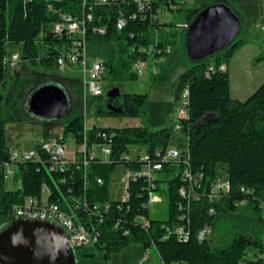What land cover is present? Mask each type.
Instances as JSON below:
<instances>
[{
    "label": "trees",
    "instance_id": "obj_1",
    "mask_svg": "<svg viewBox=\"0 0 264 264\" xmlns=\"http://www.w3.org/2000/svg\"><path fill=\"white\" fill-rule=\"evenodd\" d=\"M207 5L209 3L183 8L176 0H153L151 6L140 9L132 0H108L107 3L99 0H0V83L5 84L11 74L5 63L9 45L22 44L30 61L56 68V46L65 38L51 32V26L62 22L66 15L87 20L88 15H92L89 27L106 26L105 35L89 33V45L117 42L120 54L105 63L109 77L115 81L136 80L139 76L131 71L132 62L151 58L158 64L176 44L167 34V26L173 24L152 15L166 11L170 15L184 16L185 21L191 23ZM121 16L126 18L127 25L118 31L116 22ZM244 44V40L236 38L214 56L191 61L184 35L182 48L191 66L182 74L176 88V99L183 89H188L183 137H177L169 127L151 130L147 126L94 124L88 130L86 166L78 153L65 167H54L50 151L39 144L36 158L15 165L14 181L20 185L14 189L7 188L3 173L4 166L11 161V148L6 136V120L1 116L0 96V229L10 221L14 205L23 203L26 197L41 198L43 188L47 187L48 200L60 203L64 209L81 204L78 218L87 230L99 234L94 246L101 251L105 262L130 245L138 244L145 249L155 245L164 264H264V82L246 100L234 99L229 70L231 58ZM149 46L150 55L146 51ZM28 83L30 80L16 93L20 100ZM41 85L43 83L32 91ZM97 98L104 99L103 96ZM70 99L68 112L73 105L81 103L80 97ZM147 102V94H123L120 111L100 105L98 115L138 118ZM84 129L85 115H75L64 124L63 138L73 135L81 144ZM176 143L185 149L182 158L164 161V153ZM92 144L110 145V160L89 156ZM135 145L144 147L152 161L162 162L163 169L154 178L139 174L148 161L122 157ZM119 165L138 173L125 177L129 193L125 200L110 197L111 175ZM220 166L227 170L231 189L218 201H212L211 185ZM186 169L189 179L184 176ZM197 176L199 185H194L190 180H197ZM98 178L103 184L98 183ZM182 188L186 189V196L181 195ZM151 192L165 197V217H156L150 211L147 203ZM243 202H248L249 214L241 217L239 232L226 245L213 248L208 238L199 239L201 230H211L218 214L236 211ZM138 217H145L148 225ZM178 229H183L184 234L180 235ZM75 254L77 264H102L95 260L94 253L85 252L84 248H76Z\"/></svg>",
    "mask_w": 264,
    "mask_h": 264
},
{
    "label": "rangeland",
    "instance_id": "obj_2",
    "mask_svg": "<svg viewBox=\"0 0 264 264\" xmlns=\"http://www.w3.org/2000/svg\"><path fill=\"white\" fill-rule=\"evenodd\" d=\"M226 2L242 20V26L237 39L245 41V47L237 50L230 61V75L232 95L236 96V90H240L243 99L247 98L264 82V0H183L181 7L195 8L206 3ZM169 22L173 25L167 26V34L171 35L176 44L158 64H154L150 58L149 71L136 80L115 81L110 77L104 82V99L93 98L88 93L87 100L84 96L83 72L79 69H66L60 71L56 68H46L40 61H30L25 54L22 44L9 45L8 53L16 52L21 56V61L16 66V71L7 77L5 84L0 83V96L2 97L1 116L6 120V136L12 150L17 149L20 153L34 152L37 146L43 142H51L60 137L64 124L75 115H88V126L94 124L110 125L121 127V124L140 123L151 130H159L164 127L173 128L178 123V110L181 103L176 99V88L182 74L191 66L182 48V41L186 30L182 24H187L184 16L167 15ZM256 20V21H255ZM190 25V23H188ZM258 24V27L256 26ZM262 40V41H260ZM221 52V51H220ZM90 53L99 57L102 61L116 59L120 54V45L117 42H98L90 46ZM214 56V55H213ZM212 57V56H211ZM253 61V63H252ZM157 75H154V70ZM30 80L22 100L17 96L21 85ZM39 83H55L65 89L73 99L80 97L81 103L73 105L70 112L65 113L61 118L43 119L36 117L28 111V100ZM147 94L148 102L138 118L128 117H101L98 115L100 105L107 106L115 111L121 109V96L123 94ZM106 100L108 103L106 105ZM177 137H182L180 133ZM66 142H70L69 136ZM73 149L69 148L67 157L74 159ZM96 150V149H95ZM119 165L113 171L110 181V197L116 198L121 190L119 179L123 171ZM7 188L14 189L19 186L11 179H7ZM154 195H159L155 193ZM158 202L152 213L156 217L166 216V200ZM248 202L239 205L238 210L220 213L211 226L208 240L213 248L226 245L240 230L239 221L244 214H249ZM2 225L5 228L8 223ZM0 229V231L2 230ZM150 251V260L145 264H164L157 252L155 245L145 249L142 245L133 244L119 254H115L108 262L103 260L101 251L96 246H87L85 252L94 253L97 261L102 264H138V258L143 256L145 251Z\"/></svg>",
    "mask_w": 264,
    "mask_h": 264
},
{
    "label": "built area",
    "instance_id": "obj_3",
    "mask_svg": "<svg viewBox=\"0 0 264 264\" xmlns=\"http://www.w3.org/2000/svg\"><path fill=\"white\" fill-rule=\"evenodd\" d=\"M126 1V0H124ZM137 4L140 9H145L147 6H151L153 0H132ZM178 6L181 7L183 0H176ZM101 3H107L108 0H99ZM168 12L159 11L157 14H153L152 17L157 20L169 21L167 19ZM93 20L92 15H88L87 19L72 18L71 16H64L62 22H57L51 26V32L58 35L59 37L65 38V41L61 45H57L56 49L58 54L55 57L56 69L63 71L66 69H79L83 72V84H84V96L85 101L87 100L88 93L91 94L93 98H97L104 95L105 88L104 82L109 78L108 68L106 66L107 61H102L99 57H94L90 53V45L88 42L89 33L105 35L108 31L106 26L93 25L88 26V22ZM127 25V20L124 16L118 18L116 26L118 31L124 29ZM183 30L188 29L189 24H182ZM131 50H134L131 48ZM148 55L151 54L152 48L149 46L147 48ZM149 58L138 59L132 62L131 71L136 73L138 76H143L149 71ZM21 61V56L12 52L6 56L5 63L10 72L16 71V66L18 62ZM225 68V66H222ZM157 75L158 73H153ZM178 102L181 106L177 113L178 123L173 127L176 135L180 133L182 135V121L187 117V104H188V89L185 88L181 91ZM85 115H88L85 110ZM91 126H88L87 118L85 116V129H84V142L79 144L73 135H70V142L67 143L64 140L63 134L60 137H56L51 142H43L41 145L50 151L51 158L54 161V167L63 168L71 160L67 157L68 149H73V155L76 156L78 153L81 154L83 158L84 165L88 164L87 158V144H88V130ZM183 137V136H182ZM186 145V143H184ZM96 149V150H95ZM184 147L179 144H173L169 146L167 151L164 153V161H178L182 158V152ZM112 153L110 145L107 144H92L89 152L91 157H99L103 161H109ZM159 155V151L157 152ZM37 157V150L34 152H23L20 153L17 149H11V161L7 163L3 168V173L5 180L11 179L13 182L16 174L15 165L18 162L26 161L28 159H33ZM126 160H133L141 158L148 163L144 164L141 169V175H145L149 179L154 178L157 172L163 169V164L161 161H152L150 156L144 147L140 145L131 146L129 150L122 156ZM53 167V166H52ZM119 179V188L121 187L120 198L117 200H125L129 197L128 186H125V177L136 176L138 173L134 172L129 168L123 167ZM184 176L189 179V170L184 171ZM192 184L199 185V177L197 180H190ZM16 185L19 182H15ZM98 183L103 184V180L98 178ZM20 185V184H19ZM231 189V182L228 177V173L225 167L220 166L215 179L211 185L210 199L212 201H218L223 193L229 192ZM244 190V188H242ZM181 195L186 196L187 191L185 188L180 190ZM49 191L47 187L43 188V196L41 198L37 197H26L24 202L18 205H14L10 212V215H25L27 220H35V217H47V222L57 221V226L61 227L66 235L68 236L69 244L74 248H85L87 246H94L98 241L99 234L96 231H89L85 228L82 222L78 218L77 210L81 207V204L77 206H69V209H64L60 203L51 202L48 200ZM195 198L196 196L193 195ZM115 200V199H113ZM162 195H154V192L150 193L149 201L147 203L150 211H153L154 207L158 202H162ZM245 202L239 204L242 205ZM238 205V206H239ZM108 207L109 205L106 204ZM213 213L214 210L212 209ZM139 221L148 225V220L145 217H138ZM211 230L203 229L198 234L200 240L207 239ZM178 233L183 235V229H178ZM150 253L145 252L143 256L139 259L138 264H145L149 260Z\"/></svg>",
    "mask_w": 264,
    "mask_h": 264
},
{
    "label": "water",
    "instance_id": "obj_4",
    "mask_svg": "<svg viewBox=\"0 0 264 264\" xmlns=\"http://www.w3.org/2000/svg\"><path fill=\"white\" fill-rule=\"evenodd\" d=\"M241 18L226 2L203 8L186 29L185 48L199 61L227 48L237 38ZM71 105L70 95L55 83L31 92L28 111L43 119L61 118ZM0 264H77L75 249L65 231L50 222L14 219L0 231Z\"/></svg>",
    "mask_w": 264,
    "mask_h": 264
},
{
    "label": "crops",
    "instance_id": "obj_5",
    "mask_svg": "<svg viewBox=\"0 0 264 264\" xmlns=\"http://www.w3.org/2000/svg\"><path fill=\"white\" fill-rule=\"evenodd\" d=\"M256 21V20H255ZM256 26L258 27V24H256ZM264 40V39H263ZM260 41H262V40H260ZM264 45V44H263ZM243 47H245V45L244 46H242L241 47V49L243 48ZM237 54V53H236ZM252 63H253V61H252ZM229 70H230V64H229ZM242 92L240 91V90H236V96H233V98L234 99H238V100H246L247 98H245V99H243V98H241L242 97V94H241ZM251 95V94H250ZM100 126H110V125H100ZM120 126H143V125H141L140 123H137V124H135V123H132L131 125H129V124H121ZM113 127V126H112ZM116 127V126H115ZM118 127V126H117ZM62 134H63V132H62ZM74 156V155H73ZM74 159H76V156H74ZM121 196H120V192H119V194L116 196V198H114V199H118V198H120ZM113 199V198H112ZM145 252H149L150 253V251L148 250V251H145ZM144 252V253H145ZM143 255V254H142ZM142 256H140L138 259H140ZM149 260H150V256H149ZM148 260V261H149ZM139 261V260H138Z\"/></svg>",
    "mask_w": 264,
    "mask_h": 264
},
{
    "label": "bare ground",
    "instance_id": "obj_6",
    "mask_svg": "<svg viewBox=\"0 0 264 264\" xmlns=\"http://www.w3.org/2000/svg\"><path fill=\"white\" fill-rule=\"evenodd\" d=\"M154 72L156 73L157 70L155 69ZM12 219H24V220H27V216L25 215H12ZM35 220H38V221H45L47 222V217H35ZM50 223L54 224V225H57V221H50Z\"/></svg>",
    "mask_w": 264,
    "mask_h": 264
}]
</instances>
